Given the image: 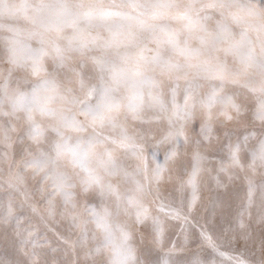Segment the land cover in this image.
Returning <instances> with one entry per match:
<instances>
[{
  "label": "snow or ice",
  "instance_id": "snow-or-ice-1",
  "mask_svg": "<svg viewBox=\"0 0 264 264\" xmlns=\"http://www.w3.org/2000/svg\"><path fill=\"white\" fill-rule=\"evenodd\" d=\"M189 229L264 264V0H0V264H182Z\"/></svg>",
  "mask_w": 264,
  "mask_h": 264
},
{
  "label": "rangeland",
  "instance_id": "rangeland-1",
  "mask_svg": "<svg viewBox=\"0 0 264 264\" xmlns=\"http://www.w3.org/2000/svg\"><path fill=\"white\" fill-rule=\"evenodd\" d=\"M13 2L19 3L20 0H13ZM239 2H242V0H239ZM209 14L211 13V10H209ZM215 18H219L218 14H216ZM215 18L211 21H209L210 25L215 24ZM233 31L236 32L237 34H239L240 28L238 26H233ZM194 46H195V42H193ZM151 46V45H150ZM191 131L192 134H198L200 131V121L199 119H197L192 127H191ZM242 131V130H241ZM225 144L227 143V141L225 140L224 142ZM169 148V145L163 144V145H159L156 148H153L150 150V159L155 160L156 162H159L161 164L164 163V159H165V154L167 152ZM212 159V165L210 167H218L219 163H224L227 164L229 162V158H228V152L226 147H220L217 148L216 151L214 152ZM185 165H187V161H185ZM190 172V168H187V170L185 168H180V169H174L171 173V181H169L168 183L165 184V188H167L168 191H171L172 186L174 184H178L181 179L183 180H187L188 178V173ZM215 175V173H211V174H203V176L201 177L200 180V186H201V196L204 198L205 201H207L210 197H214L215 196V190H214V182L211 179V176ZM237 191H239V193L241 195H243V187L239 186L237 187ZM186 195H191V189H187L186 190ZM239 203V200H237ZM172 224V230L170 235H172L173 239H176L175 234L179 232V226L181 225V222L179 221H175V222H171ZM44 229L43 226H41V231H40V236L42 237L44 235ZM49 237H51V233H48ZM190 237L193 241H191L188 244V250L186 251L187 255L189 256V258H193L195 256H197L198 254H200V252L198 251L197 246L195 245L194 241L199 242L197 240V236H196V230L193 229V231L190 233ZM182 238L181 241L182 242ZM227 251L226 249H228L227 247L222 248V250ZM12 251V243L10 240L5 239L3 241H0V255L3 256H7L9 253H11ZM228 252V251H227ZM257 253L258 250H257ZM182 254V253H181ZM181 254H179V256H181ZM237 254L236 252H233L232 255ZM152 259H154V256L152 257ZM37 264H42V258L38 257L37 258Z\"/></svg>",
  "mask_w": 264,
  "mask_h": 264
},
{
  "label": "bare ground",
  "instance_id": "bare-ground-1",
  "mask_svg": "<svg viewBox=\"0 0 264 264\" xmlns=\"http://www.w3.org/2000/svg\"><path fill=\"white\" fill-rule=\"evenodd\" d=\"M239 203L238 201L236 200L234 203H233V206L231 209H226V211H232V210H235L236 207H238ZM182 225L179 226V230L181 228ZM193 231V229H189V234ZM191 238V237H190ZM191 241H193L191 239ZM183 243V240L182 242ZM195 245L197 246L198 248V251L200 252V254H198L197 256L193 257V258H189V256L187 255L186 252H183L181 254V256H178V258L182 261V264H194V261L197 259V258H200V259H206L207 258V255H208V249L206 248H201L199 246V242H196L194 241ZM227 251H225L224 249L221 251L225 253L224 256H218L216 257V261H217V264H229V257H233V256H239L242 252V249L241 250H238V251H233V250H229V249H226ZM233 252H236L237 254L235 255H232ZM164 255L163 253L161 252L159 254V256H154V259L153 260H157L159 259L160 261V264H163V259H164ZM257 258H259V253H257ZM170 261L173 259V257H169L168 258Z\"/></svg>",
  "mask_w": 264,
  "mask_h": 264
}]
</instances>
